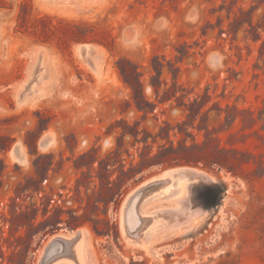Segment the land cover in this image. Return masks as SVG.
Instances as JSON below:
<instances>
[{
  "label": "rangeland",
  "instance_id": "1",
  "mask_svg": "<svg viewBox=\"0 0 264 264\" xmlns=\"http://www.w3.org/2000/svg\"><path fill=\"white\" fill-rule=\"evenodd\" d=\"M179 167L199 177L142 210L190 220L128 242L129 195ZM80 229L93 264H264V2L0 0V264Z\"/></svg>",
  "mask_w": 264,
  "mask_h": 264
},
{
  "label": "bare ground",
  "instance_id": "2",
  "mask_svg": "<svg viewBox=\"0 0 264 264\" xmlns=\"http://www.w3.org/2000/svg\"><path fill=\"white\" fill-rule=\"evenodd\" d=\"M80 47L81 45L77 46L76 51L84 58L85 55L89 54L91 47L85 44L83 54L79 52ZM44 144L43 139L41 145ZM12 155L15 157L20 156L16 147L13 148ZM198 177L197 172L191 168L169 169L157 178L144 183L139 189L134 190L127 198L122 209L121 226L126 240L133 244L145 246L156 235H171L178 232L190 220L187 211L183 207L157 210L149 216L144 213L142 208L147 201L153 198H161L160 200H162L175 197L180 192L184 182L193 181ZM78 232L80 236L73 240L74 234L69 237L57 235L72 241L55 242L50 246L47 243L40 254V260H43V264H59L62 262L67 264H93L92 247L90 240L87 238V233L84 229H80ZM54 237L56 236L52 238Z\"/></svg>",
  "mask_w": 264,
  "mask_h": 264
},
{
  "label": "trees",
  "instance_id": "3",
  "mask_svg": "<svg viewBox=\"0 0 264 264\" xmlns=\"http://www.w3.org/2000/svg\"><path fill=\"white\" fill-rule=\"evenodd\" d=\"M207 1H211V0H207ZM260 2L261 3H263L264 2V0H260ZM239 11V14L240 15H242V14H245V11L244 10H242V9H239L238 10ZM238 15H236V13H234V19H233V24L234 23H237L238 22ZM250 26H251V28H254V31L256 32V29H255V27L254 26H252V24H251V22H250ZM81 28V27H80ZM257 35V34H256ZM258 39H260V36H258L257 38H254V41H256V40H258ZM120 62H122V63H124V64H126V65H124V66H120V64L118 65V70H119V73H120V75L122 76V78L124 79V81L131 87V89H132V93H133V95H139V93L141 92V88H142V84H141V82H140V80H139V75L137 74V72H136V70H134L133 71V66L129 63V62H125L124 60H122V61H120ZM131 74V75H134V76H136V82L135 83H131V82H128V80H126L127 78H126V75H128V74ZM139 97V96H138ZM140 97H143L141 94H140ZM143 99V98H142ZM137 103V102H136ZM137 105H138V108L139 109H143V107L142 106H140V104H138L137 103ZM172 149V148H171ZM88 155V153H84V154H82L81 155V157L80 158H84V157H86ZM151 158H149V160H150ZM171 161H174V159H171V158H169V159H167V160H157L156 162H154V165H157V166H160V167H162V166H165V165H168V164H171ZM102 162H98V166H99V169H101V166H102ZM122 167H124V166H122ZM121 171H122V173H126V171H124L123 170V168L121 169ZM126 176H127V173H126ZM133 177V175H129L128 176V178H126V181H128V180H130L131 178ZM126 183V182H125ZM122 188V186L120 187V189ZM213 188H215L216 189V191L218 192V194L221 196L222 194H223V192H224V190H225V186L223 185V184H219V185H214L213 186ZM207 206H213V205H217V203H212V204H206ZM55 221V220H54ZM63 220H62V218L60 217V216H58V218H56V223H60V222H62ZM78 225H80V223L79 222H77V220L75 221V222H72V223H68V226L70 227V228H75V227H77Z\"/></svg>",
  "mask_w": 264,
  "mask_h": 264
},
{
  "label": "water",
  "instance_id": "4",
  "mask_svg": "<svg viewBox=\"0 0 264 264\" xmlns=\"http://www.w3.org/2000/svg\"><path fill=\"white\" fill-rule=\"evenodd\" d=\"M79 52H80L81 54H83V53L85 52V44H84V45H81V47L79 48ZM44 142L47 143V142H48V138H46V139L44 140ZM142 187H145V186H142ZM142 187H141V188H142ZM72 232H74V231H70V233H72ZM74 233H75V234H74V237L72 238V240H73V239H76V238H78V237L80 236V233H79L78 231H75ZM72 240H66V239H64L63 237L56 236V237H54V238H52V239L50 240V242L48 243V246L52 245V244L55 243V242H66V241H72ZM38 264H43V260H40Z\"/></svg>",
  "mask_w": 264,
  "mask_h": 264
}]
</instances>
